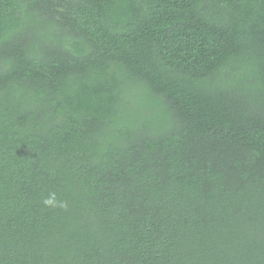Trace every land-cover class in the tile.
Segmentation results:
<instances>
[{
	"label": "trees",
	"instance_id": "trees-1",
	"mask_svg": "<svg viewBox=\"0 0 264 264\" xmlns=\"http://www.w3.org/2000/svg\"><path fill=\"white\" fill-rule=\"evenodd\" d=\"M0 264H264V0H0Z\"/></svg>",
	"mask_w": 264,
	"mask_h": 264
}]
</instances>
